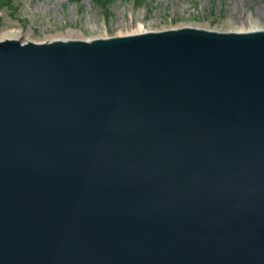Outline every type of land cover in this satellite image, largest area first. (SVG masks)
I'll use <instances>...</instances> for the list:
<instances>
[{"label": "water", "instance_id": "obj_1", "mask_svg": "<svg viewBox=\"0 0 264 264\" xmlns=\"http://www.w3.org/2000/svg\"><path fill=\"white\" fill-rule=\"evenodd\" d=\"M0 264H264V29L0 40Z\"/></svg>", "mask_w": 264, "mask_h": 264}, {"label": "rangeland", "instance_id": "obj_2", "mask_svg": "<svg viewBox=\"0 0 264 264\" xmlns=\"http://www.w3.org/2000/svg\"><path fill=\"white\" fill-rule=\"evenodd\" d=\"M186 26L220 32L264 29V0H114L104 5L92 0H12L0 10V40L22 43L92 40Z\"/></svg>", "mask_w": 264, "mask_h": 264}, {"label": "trees", "instance_id": "obj_3", "mask_svg": "<svg viewBox=\"0 0 264 264\" xmlns=\"http://www.w3.org/2000/svg\"><path fill=\"white\" fill-rule=\"evenodd\" d=\"M93 3L97 4V5H104L106 3H110L111 1H114V0H92ZM125 1H129V0H125ZM134 1H137V2H141V1H144V0H134ZM12 3V0H0V10L5 8V7H9Z\"/></svg>", "mask_w": 264, "mask_h": 264}, {"label": "bare ground", "instance_id": "obj_4", "mask_svg": "<svg viewBox=\"0 0 264 264\" xmlns=\"http://www.w3.org/2000/svg\"><path fill=\"white\" fill-rule=\"evenodd\" d=\"M137 28L138 30H141L142 29V24L141 22H137ZM251 30H258L257 28H240V30L238 29L237 31H242V32H245V31H251ZM137 31V30H136ZM130 33V32H129ZM137 33H142V32H137ZM121 34V33H120ZM136 34V33H135Z\"/></svg>", "mask_w": 264, "mask_h": 264}]
</instances>
